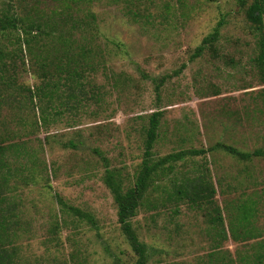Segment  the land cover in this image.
Masks as SVG:
<instances>
[{
    "label": "rangeland",
    "instance_id": "374dc122",
    "mask_svg": "<svg viewBox=\"0 0 264 264\" xmlns=\"http://www.w3.org/2000/svg\"><path fill=\"white\" fill-rule=\"evenodd\" d=\"M38 1L46 10L60 2ZM90 7L108 53L106 70L94 79L105 93L99 115L73 128H36L38 111L25 89L37 81L19 61L16 68L9 58L0 62V208L10 217L5 245L16 264H134L92 149L131 176L142 160V127L155 111L163 114L156 158L216 143L264 149V86L237 0H93ZM218 23V56L204 52L191 61ZM12 50L0 36V51ZM162 77L169 78L156 99L153 81ZM69 140L82 148H64ZM199 166L210 171L222 225L209 222L207 207L184 202L141 210L133 226L148 246V264H264V158L241 163L217 150L178 163L176 174L192 176ZM246 198L256 199V214L250 205L232 214ZM59 199L96 224L65 214Z\"/></svg>",
    "mask_w": 264,
    "mask_h": 264
},
{
    "label": "trees",
    "instance_id": "16d2710c",
    "mask_svg": "<svg viewBox=\"0 0 264 264\" xmlns=\"http://www.w3.org/2000/svg\"><path fill=\"white\" fill-rule=\"evenodd\" d=\"M59 1L57 8L47 10L38 0H32L30 6H27L26 0H4L0 5V36L13 46L10 53L0 51V62L9 58L16 68L15 63L19 61L21 66H26V73L37 81L36 85L25 91L32 110L38 111L34 126L45 131L60 123L73 128L83 117L99 115L105 94L103 88L94 82L96 76L107 68L108 53L101 44L98 17L90 7L93 0ZM237 4L255 41L252 62L259 82L264 86V0H237ZM133 17L137 18L139 14L134 13ZM221 28L222 23H218L203 38L194 50L191 61L201 57L204 52L213 58L218 56L216 45ZM142 77L145 78V75L142 74ZM168 78L153 81L156 99H159L161 88ZM162 117V112L155 111L146 118L147 123L142 127V160L131 176L126 175L123 169L111 168L103 153L92 149L102 164L101 180L115 205L120 231L136 257L134 264H148L149 261L148 246L139 240L133 226V219L143 209L151 211L158 204L184 202L200 209L207 207L208 220L212 225L223 223L222 209L214 201L217 190L210 171L199 166L192 176L179 175L176 174L178 163L189 158L204 157L217 150L241 163L264 158L263 148L243 151L222 143L208 149L190 148L156 158L153 150L160 137ZM79 146H83L79 140L77 143L74 140L63 143L64 148L73 150ZM4 152L5 148L0 144V154ZM159 189L165 197L157 201L154 194ZM242 200L240 205L231 207V213L235 208L238 211L250 205L256 214V199ZM1 203L3 199H0ZM58 203L65 214L90 226L96 224L92 214L67 205L61 199ZM9 219L7 212L0 208V264H16L14 250H9L5 245ZM54 229L57 230V227Z\"/></svg>",
    "mask_w": 264,
    "mask_h": 264
},
{
    "label": "crops",
    "instance_id": "0c3cea01",
    "mask_svg": "<svg viewBox=\"0 0 264 264\" xmlns=\"http://www.w3.org/2000/svg\"><path fill=\"white\" fill-rule=\"evenodd\" d=\"M226 239V237L225 236H223V240H225Z\"/></svg>",
    "mask_w": 264,
    "mask_h": 264
}]
</instances>
